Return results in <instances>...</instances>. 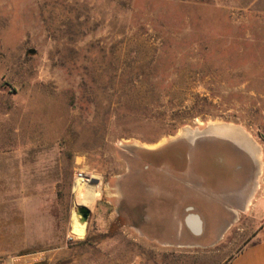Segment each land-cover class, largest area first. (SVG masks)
I'll return each instance as SVG.
<instances>
[{
	"label": "rangeland",
	"instance_id": "374dc122",
	"mask_svg": "<svg viewBox=\"0 0 264 264\" xmlns=\"http://www.w3.org/2000/svg\"><path fill=\"white\" fill-rule=\"evenodd\" d=\"M219 124L244 135L236 154L257 158L254 208L264 195V0H0L1 185L18 241L0 264H110L104 241L95 245L98 205L116 189L151 187L177 139L235 143L212 133ZM77 173L100 186L82 236L70 232L84 206ZM258 209L263 217L264 201ZM241 219L227 259L259 229Z\"/></svg>",
	"mask_w": 264,
	"mask_h": 264
},
{
	"label": "crops",
	"instance_id": "0c3cea01",
	"mask_svg": "<svg viewBox=\"0 0 264 264\" xmlns=\"http://www.w3.org/2000/svg\"><path fill=\"white\" fill-rule=\"evenodd\" d=\"M170 184L166 173L155 168L151 187L116 189L99 204L95 225L105 236L110 264H264V224L260 209L264 195L250 208L257 158H243L229 142L201 136L169 144ZM163 152H161L162 154ZM0 159V253L18 245L17 208L3 196ZM171 186V187H168ZM104 214V215H102ZM259 229L248 242L226 257V238L241 231V218ZM196 221L199 222L197 226ZM99 233V232H98ZM243 239L235 242L241 244Z\"/></svg>",
	"mask_w": 264,
	"mask_h": 264
},
{
	"label": "bare ground",
	"instance_id": "6f19581e",
	"mask_svg": "<svg viewBox=\"0 0 264 264\" xmlns=\"http://www.w3.org/2000/svg\"><path fill=\"white\" fill-rule=\"evenodd\" d=\"M211 127L213 129L212 133H215V135L219 134L222 136L228 133L232 137V135L237 133V131L234 130V128L231 126H224V125L219 124V125H213ZM195 133H198V132H195ZM234 138L236 137H233V139ZM246 140L248 139L246 138ZM73 189L74 191L77 192V195L80 197V203L84 204V206H87V207L90 206L93 203V201L97 199L100 195L99 181L97 180V178L91 175H83L80 178L76 179ZM70 232L74 236H82L85 232V223L79 222V215L76 212H74L72 216Z\"/></svg>",
	"mask_w": 264,
	"mask_h": 264
},
{
	"label": "water",
	"instance_id": "95a60500",
	"mask_svg": "<svg viewBox=\"0 0 264 264\" xmlns=\"http://www.w3.org/2000/svg\"><path fill=\"white\" fill-rule=\"evenodd\" d=\"M224 135H229V134L226 133ZM205 136H208V135H205ZM229 136H231V135H229ZM232 137H236L235 138V143H233V142H229V143L232 144V146L238 145L239 147H242L241 143H242L243 139L241 138V136L238 133H235L234 135H232ZM216 138H218V137H216ZM220 140H223V139H220ZM223 141L228 142L226 140H223ZM76 213L79 215V222L86 224L88 222V220H89L91 211H90L89 208H87V207H85L83 205H80V206L77 207ZM196 224L198 226L199 222L196 221Z\"/></svg>",
	"mask_w": 264,
	"mask_h": 264
},
{
	"label": "built area",
	"instance_id": "2783aa9c",
	"mask_svg": "<svg viewBox=\"0 0 264 264\" xmlns=\"http://www.w3.org/2000/svg\"><path fill=\"white\" fill-rule=\"evenodd\" d=\"M77 175H78L79 177H81V176H82V174H81V173H77Z\"/></svg>",
	"mask_w": 264,
	"mask_h": 264
}]
</instances>
